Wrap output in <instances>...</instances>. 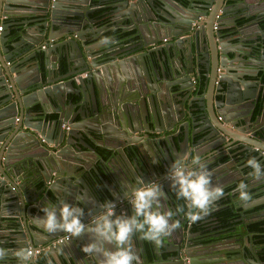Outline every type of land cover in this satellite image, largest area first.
Wrapping results in <instances>:
<instances>
[{
    "label": "water",
    "instance_id": "1",
    "mask_svg": "<svg viewBox=\"0 0 264 264\" xmlns=\"http://www.w3.org/2000/svg\"><path fill=\"white\" fill-rule=\"evenodd\" d=\"M224 1L0 0V190L5 200L0 215L6 208L11 212L9 221L0 218V226L7 228L0 247L9 250L2 264H17V249L37 246L45 248L34 264H47L44 252L49 249L58 252L54 264L55 259L59 264H99L102 257L82 251L93 240L87 231L83 237L53 244L65 233L49 234L40 226L41 208L49 203L59 205L64 200L83 207L86 224L103 211L106 200L117 203L118 215H131L125 193L139 187L142 178L145 184L161 183L168 197L162 200L165 209L176 212L183 205L187 210L186 202L176 199L168 172L177 158L198 153L199 143L209 136L222 140L224 148L233 146L231 165L243 162L231 169L228 162L212 158L213 152L201 156L214 173V185L225 189L233 182L255 178L246 161L255 157L264 165V44L259 42L264 29L233 44L220 30L226 24L221 21ZM105 2L108 5L102 7L110 9L97 13V4ZM7 15L16 17L2 19ZM230 23L234 25V19ZM241 28H236L240 34ZM126 33L132 38L129 47L99 46L105 34L113 38ZM34 57L40 65L37 60L31 64L37 67V79L32 81L23 76L19 65ZM192 74L198 76L202 90L196 87L193 92ZM105 93L119 104L116 108L113 99L112 105L105 106ZM163 93H173L174 98L167 101ZM48 106L56 115L51 120H47ZM106 110L115 114L114 131L102 119ZM95 135L102 141L123 139L121 148H113L107 158L100 155L105 176L89 162L75 159L76 152L97 153L88 142ZM232 172L237 174L235 179L229 178ZM258 184L264 185V179ZM248 185L251 190L255 184ZM79 195L85 197L83 203L77 201ZM255 199L251 206L264 204V193ZM220 206L219 200L213 211ZM212 212L187 226L185 216L176 212L173 219L180 221V228L160 246L149 242L150 257L143 241H138L139 263L264 264L247 237L243 238L247 249L236 238L225 245L229 248L222 252L225 258H214L209 246L223 241L205 242L202 237L206 229L217 226L212 225L216 220ZM198 224L201 228L194 231Z\"/></svg>",
    "mask_w": 264,
    "mask_h": 264
},
{
    "label": "clouds",
    "instance_id": "2",
    "mask_svg": "<svg viewBox=\"0 0 264 264\" xmlns=\"http://www.w3.org/2000/svg\"><path fill=\"white\" fill-rule=\"evenodd\" d=\"M101 43L110 46L118 41L105 37ZM246 166L251 169L250 175L256 179H264V165L260 160L251 157L246 161ZM213 175L207 161L199 153L177 158L170 166L168 179L171 181V189L177 200L186 202L187 208L185 210L182 205L176 212L183 214L191 223L209 215L216 202L225 196L224 188L213 184ZM139 185L130 194L125 193L132 208L131 215H118L116 204L106 200L102 205L103 211L92 216L91 221L86 224L82 219L85 209L62 200L59 205L49 203L41 208L44 217L38 219L40 226L49 234L64 232L69 241L83 237L86 231L91 233L93 240L84 245L82 251L90 257H102L99 264H139L133 242L137 234L141 240L160 246L164 238L171 236L181 226L179 220L173 219L176 212L165 209L162 204V200H167L168 197L160 182L145 184L141 178ZM235 192L238 193L239 202L244 205L252 200L249 186L245 182H240ZM76 199L83 203L85 197L79 195ZM8 255L9 250L0 247V264L6 261ZM14 255L17 264H34L36 251L32 247H24L17 249ZM44 255L47 264H54L58 252L49 249ZM55 264H59L58 259H55Z\"/></svg>",
    "mask_w": 264,
    "mask_h": 264
},
{
    "label": "crops",
    "instance_id": "3",
    "mask_svg": "<svg viewBox=\"0 0 264 264\" xmlns=\"http://www.w3.org/2000/svg\"><path fill=\"white\" fill-rule=\"evenodd\" d=\"M96 1H98V0H93V2H96ZM263 4L264 3L260 4V2H258L257 0H225L224 1L225 12H224V15H223L221 21H223L226 24L222 25L220 27V30L223 32V35L226 36V39L230 40L233 44H240V42H239L240 38L245 39V37L247 35L258 34L259 29H264V6H263V9L260 8ZM106 5H108L107 2L102 3L101 6H100V4H97V6L99 7L98 8L99 9L98 13L105 12V11L109 10L110 9L109 7H102V6H106ZM12 17L15 18L16 15L3 16L2 19H4V20L7 19L8 20V19H10ZM17 19H22V18L20 17V18H17ZM233 19L235 21L234 25L230 23ZM105 21H107V20H105ZM252 21H256L257 25L256 24H251L250 22H252ZM123 23H125V21ZM236 25L239 26V27H242L241 28V31H242L241 34L238 33V31L236 30V28H237ZM56 36H58V34ZM166 38H168V37H166ZM166 38H164L163 41H165ZM11 41L12 40H10V42ZM244 41H242V44L246 43ZM259 42H260V45H263L264 44V38L263 37L259 38ZM99 43H100L99 46H101L103 44V43L101 44V41ZM124 46H127V45H124ZM19 48L20 47L18 46L17 49H19ZM22 49H23V47H22ZM27 53H29V52H27ZM259 53L260 52L258 51L257 52V54H258L257 56H259ZM32 55H33V53L28 54L24 58V60L27 59L28 57H31ZM232 56L233 55L230 53V57H232ZM38 58H39V54H38ZM34 60H37V62L39 64V59H36L34 57L30 61H28L27 63L19 65V69L24 72L23 76H26V78H28L30 80L37 79V70H36L37 67H36V65H31ZM12 61L15 62L14 59ZM40 63H41V61H40ZM29 64L31 65L30 67H28ZM65 66H66V64L64 65V70H63L64 72L66 71ZM42 68H44V71L42 72V79H45V75H46L45 66H43ZM40 69H41V66H40ZM57 71L58 70L54 69V72H57ZM56 77H58L57 73H56ZM195 80H196V83H195V86H194L195 88H194L193 92H197L200 87L203 88L202 84H200V87L198 88V83H197L198 82V76L195 75V74H192L191 81L195 82ZM248 88H249V86H248ZM252 88H253L254 92L259 91V88H254V87H252ZM262 88H263V91H264V86ZM174 91H176L175 93H183L184 94V91H182V92L180 90L177 91V88H174ZM105 94H106V97H105V95L102 96V100H106L105 101V104H106L105 106L112 105L111 99H113V98H112L111 94L110 93H105ZM172 94L173 93H168V94L163 93L162 97H163V99L165 98L168 101V99L171 100V99L174 98L172 96ZM178 98H180V96ZM113 101H114V107L116 108L119 104H117V102L114 99H113ZM170 103H171V101H170ZM183 104L186 107V105L188 104V101L184 100ZM38 108H39V106H38ZM111 112L109 110L104 111L102 119L104 120V124L110 125L112 127L111 130L114 131L116 126H115V123H113L112 121H114L115 114L113 112L111 114ZM46 115H47V120H49V119L51 120V119H53L56 116L55 113H54V108L52 106H48ZM186 115H188V114L186 113ZM32 118H34V117H32ZM181 122L184 123L185 121L181 120ZM189 124H190V120H189ZM48 129L50 130V128H47V130ZM105 140L106 141L100 140V136L96 137V135H95V140H93V139L91 140L90 138L88 139V142L90 144H92L93 148H95V150L97 152L96 154H94L90 150H88L87 152H83V153H79V152L75 153L76 156H78V158H75L77 162H80V161H82L84 163L85 162L86 163L89 162L91 167L96 166L99 169V171L104 176L106 174H104L101 171V168L103 169V163H102V160H101V156H104V153H103L102 150L100 151V148H102L103 150L107 149L109 151V153L111 154L112 151L114 150L113 148H115V147L121 148L119 145H121L123 143V139L120 142L113 141V140L111 141L110 138H105ZM221 141L222 140L216 139L213 136H209L207 139H205V140H203L202 142L199 143V145L197 147V151L202 157H206V156L210 155L212 152L215 153L212 158H214L215 160L221 159V161L225 162V163L228 162L227 164L229 165V168H231V169L232 168L234 169L237 164L243 163L241 161L239 163L238 162L235 163L234 166L231 165L233 160L231 159V157H230L231 155L229 154L227 149H232L233 150V148H232L233 146H228L227 148H224V145H226V144L224 143V145H223V143H220ZM226 143H228L227 145H229V140L228 139H226ZM152 144L154 145V143H152ZM220 147H223L222 151H218V149ZM125 149H126V147H125ZM27 152H29V150ZM117 162H119V158H117L116 163ZM229 162H230V164H229ZM80 164H82V163H80ZM80 164H78V166H77L78 170L80 169ZM104 166H106V169H107V167H108L107 162H104ZM66 167L69 168V165L66 164ZM110 167H112V166H110ZM218 173H219V171H218ZM236 177H237V174L235 172H232V173L229 174V178L230 179H235ZM249 180H250V178H248V180H243L242 181V182H245L247 184H248V182H252V183L255 184L253 186V188L251 190H249L251 195H252V200L250 202H248L247 205L242 204L238 200V193L235 192V189H236V187L238 185L236 182H233L229 186H226V188L224 189L225 196H224V198H222L220 200V203H221V205L223 204V206H220L219 208L230 206V207H232V209L234 211H239L241 213L240 216H242L243 219L241 221H238L237 219L240 217L239 216L237 219H235L233 221V225L230 226V228H228L227 230L226 229L215 230V228L207 229V234H206L207 237H206V239L207 238H212L213 236H211V235H214L215 232H220L222 235H228V234L230 235V237L228 236L229 238H224V239L217 240V241H223V242H221L220 244L213 245L214 248H212L213 246H209L210 252L215 253L214 256H213L214 258H217L220 255H225V253H222V252L228 251L229 248L228 249L225 248V245H227L228 242H233L234 239L239 238L241 246L245 247L247 249L246 245H244V244H247V241L243 239L244 237H247L248 241H250L252 235H257L259 233H264V204L251 206L257 200L255 198L258 197V199H260V197L264 193L263 192L264 185L263 184H258V183H260V181L262 179L254 178L251 181H249ZM248 186H250V185H248ZM4 202H5V200H4V197H3V194H2V190H0V211L2 209V206L5 204ZM115 204L117 205V203H115ZM10 213H11L10 210L8 208H6V209H4L3 215H0L1 216L0 218H3V221H9L10 218L8 217V215ZM185 222H186V226H187L189 221L186 220ZM214 223H215V220L213 221L212 225ZM6 232H7V228H5V225L4 226H0V237L1 238L5 237V233ZM139 240H140V238H139V234H138L136 237H134V240H133L135 248H137ZM142 241H143L144 247L146 249V246H149L150 243L148 241H144V240H142ZM213 242H216V241H213ZM231 247L234 248L235 250L238 249V246H236V245H233ZM198 251H202V250H198ZM218 251H220L219 252L220 254H216ZM146 252H147V249H146ZM138 253H139V251H138ZM236 254H237V252H236ZM232 264H239V263L233 262Z\"/></svg>",
    "mask_w": 264,
    "mask_h": 264
},
{
    "label": "trees",
    "instance_id": "4",
    "mask_svg": "<svg viewBox=\"0 0 264 264\" xmlns=\"http://www.w3.org/2000/svg\"><path fill=\"white\" fill-rule=\"evenodd\" d=\"M262 74V79L264 80V72L261 73ZM200 90H202V88L200 87ZM103 151L104 156H108L109 155V151L107 149H102L100 148V151ZM241 215V213L239 211H234L232 209V207L227 206V207H223L218 211H214L211 215V217H216L215 223L217 224V226H215V230H220V229H228L230 228V226L233 225V221L235 219H237L239 216ZM201 224L195 225L194 226V231L198 230L201 228ZM210 229V228H208ZM213 231V230H212ZM207 232V229H206ZM219 235H216V234ZM212 238H207L205 239V242H213V241H217L219 239H224V238H229L230 235H222L220 232H215ZM205 234V233H204ZM229 236V237H228ZM255 241L258 245H261V249L258 252V256L261 258V260H264V233H259L257 235H255ZM147 249V256L150 257L151 256V247L146 246Z\"/></svg>",
    "mask_w": 264,
    "mask_h": 264
},
{
    "label": "flooded vegetation",
    "instance_id": "5",
    "mask_svg": "<svg viewBox=\"0 0 264 264\" xmlns=\"http://www.w3.org/2000/svg\"><path fill=\"white\" fill-rule=\"evenodd\" d=\"M98 13V12H97ZM107 21H102V22H100L99 23V25H102V24H104V23H106ZM105 37H107V34H105V35H103L101 38H102V40L105 38ZM109 37V36H108ZM116 41H118V44L119 43H121V44H123V45H127L126 47H129L131 44H132V42H131V40H132V38L130 37V33H126L124 36H116V37H113ZM101 40V41H102ZM102 44V43H101ZM103 45V44H102ZM103 46H105V45H103ZM111 46V45H110ZM109 46V47H110ZM195 83H196V80H195ZM68 128V127H67ZM228 150V152H229V154H232L233 152H234V150H232V149H227ZM106 158H107V156H106ZM221 208H217L215 211H218V210H220ZM213 213V212H212ZM205 233V234H204ZM203 233V235L204 236H202V237H204V238H206L207 236H206V234H207V232L205 231ZM256 239H255V235H252L251 236V240H250V242H251V245H253V247H254V254L259 258V260L260 261H264V260H261V258L258 256V252H259V250L261 249V245H258L257 243H256V241H255ZM245 248V247H244ZM249 254V256H251L250 255V253H248ZM221 257L220 258H225V256L224 255H220ZM217 258H219V257H217Z\"/></svg>",
    "mask_w": 264,
    "mask_h": 264
},
{
    "label": "built area",
    "instance_id": "6",
    "mask_svg": "<svg viewBox=\"0 0 264 264\" xmlns=\"http://www.w3.org/2000/svg\"><path fill=\"white\" fill-rule=\"evenodd\" d=\"M192 25H196V22H193ZM0 30H1V27H0ZM64 239H66V235H62L60 237H58L57 239H55L53 241V244L56 243V242H62ZM45 247L43 246H37L36 248H34V250L36 251V255H38ZM46 248H48V246H46Z\"/></svg>",
    "mask_w": 264,
    "mask_h": 264
}]
</instances>
